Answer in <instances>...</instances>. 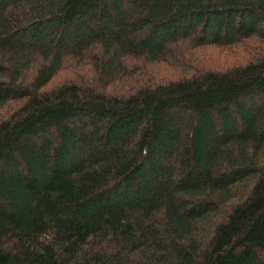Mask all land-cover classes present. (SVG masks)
<instances>
[{
  "label": "trees",
  "instance_id": "16d2710c",
  "mask_svg": "<svg viewBox=\"0 0 264 264\" xmlns=\"http://www.w3.org/2000/svg\"><path fill=\"white\" fill-rule=\"evenodd\" d=\"M253 39L264 0H0V264H264V47L198 58Z\"/></svg>",
  "mask_w": 264,
  "mask_h": 264
},
{
  "label": "rangeland",
  "instance_id": "374dc122",
  "mask_svg": "<svg viewBox=\"0 0 264 264\" xmlns=\"http://www.w3.org/2000/svg\"><path fill=\"white\" fill-rule=\"evenodd\" d=\"M264 47V43L260 42L257 39H253L249 44L242 46H236L233 48H223V47H214L204 48L203 52L198 55V58L201 61H214L220 64H236L240 62L241 59H249L254 56V52L250 51V48ZM66 75H71L68 72H63L61 74V80L65 78Z\"/></svg>",
  "mask_w": 264,
  "mask_h": 264
}]
</instances>
